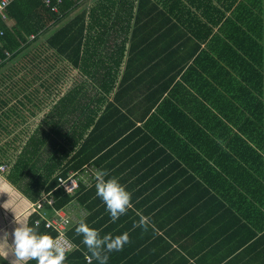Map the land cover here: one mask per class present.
I'll return each instance as SVG.
<instances>
[{
  "label": "trees",
  "instance_id": "trees-1",
  "mask_svg": "<svg viewBox=\"0 0 264 264\" xmlns=\"http://www.w3.org/2000/svg\"><path fill=\"white\" fill-rule=\"evenodd\" d=\"M91 1L63 0L59 14H54L41 0H14L7 9L8 17L15 22L14 26L9 28L0 19V28L5 31L0 59H6V50L12 54L19 51L31 35L42 34L47 37L51 48L78 67L86 28V8ZM248 1H242L212 37L208 49H204L154 0H138L127 61L113 100L108 103L81 147L48 183L45 193L53 196L54 205L44 206L37 211L31 207L29 212L28 224L55 239L58 232L45 227L44 218L49 216L48 212L72 209L76 213L73 204L86 211L66 233L74 250L66 254L65 264H98L94 258H90L81 243L82 237L74 231L81 220L97 229L101 236L106 233L114 236L124 232L128 234V242L120 251L108 253L107 264H155L158 258L161 259L158 264H166V261L167 264H190V259H195L199 254L187 250L183 254L173 245L180 244L181 248H185L188 244V239L186 243H179L185 237L177 241L179 236L175 232L187 228L192 219L197 226H205L201 229H211V225L226 219L228 227H245L250 232V225L239 215L248 211L240 209L238 213L227 208L208 188L213 175L210 178L206 176L213 172L204 173V178L198 179L194 175L199 172L189 173L182 167L181 161L187 164L188 160L192 161L191 151L194 150L190 144L208 153L218 148L219 144L210 136L203 141L190 139L188 144L179 135L186 133L188 122L195 129V135L202 126L201 134L206 133L203 128H209L212 112L201 106L199 95L204 98L212 96L206 91L210 87L214 88L211 90L214 96L222 95L223 90L227 95L226 101L232 103L235 99L243 103L233 112V124L239 127L245 138L237 135L230 139L228 134L221 135L219 139L229 142L238 159L236 164L249 166L246 172L256 173L257 176L250 175L254 180H264V1L255 0V12L248 8ZM52 20L56 26L54 32L50 34V30L45 29L39 33L44 23ZM200 69L208 73L212 71L213 74H207L208 79H213L217 86L204 82L199 75ZM230 103L224 102L221 109L224 114H228L230 108L226 104ZM225 119L230 122L229 115ZM138 123L141 125L138 126ZM223 126L226 128L229 124L223 123ZM225 130L231 132L230 127ZM70 155V152H66L59 157L45 174H53L56 167L59 168ZM147 156L149 160H145ZM139 160L142 161L140 165ZM149 164L152 165L148 170H153V174L171 172L158 173L162 165H168L170 169L174 165L177 171L186 172L190 180L188 189L161 188L151 193L158 196L166 191L160 197L161 201L147 199L145 196L149 190L141 184L147 173L141 170ZM88 166L106 170L108 176L118 178L131 193V207L115 222L95 194L96 179L88 185L80 178ZM71 173L79 178V189L74 195L58 187V179L66 178ZM259 190L262 196L264 189ZM181 192H185L183 198L178 197ZM140 197L143 198L139 201ZM211 198L217 199L221 208L215 210L213 204L206 201ZM164 211L170 212L166 220ZM227 214L230 215L226 217ZM230 218L235 219L234 225ZM38 220L41 223L36 226L34 222ZM165 227L173 230L167 232V237L176 243H169L160 233ZM254 236H246L231 251H219L222 254L220 261L228 258L236 249L247 246ZM246 252H241V255ZM163 254L167 256L164 261ZM213 254L212 250L206 251L197 260L200 262L202 256L208 258ZM28 264H35V261Z\"/></svg>",
  "mask_w": 264,
  "mask_h": 264
},
{
  "label": "crops",
  "instance_id": "crops-1",
  "mask_svg": "<svg viewBox=\"0 0 264 264\" xmlns=\"http://www.w3.org/2000/svg\"><path fill=\"white\" fill-rule=\"evenodd\" d=\"M154 1L204 49H208L212 37L243 0ZM137 2L138 0H93L87 5L86 28L78 67H74L51 48L47 37L41 36L42 34L31 35L27 43L0 67V167L5 166L4 170L0 168V237L8 233L9 245L12 243L11 233L18 226L15 219H26L28 223L33 204L44 197L50 180L81 147L108 103L113 100L127 61ZM254 2L255 0H249L248 8L255 12ZM14 24L9 18L6 26L12 28ZM44 24L39 33L47 29L52 34L56 28L53 20ZM207 74L211 75L213 72L200 69L199 75L204 78V82L217 86L213 79H208ZM213 89L210 87L206 91L215 99L199 95L201 106L212 112L209 128H203L206 133L201 134L203 126H200V131L195 135V129L188 122L186 133L179 135L188 144L190 139L203 141L206 136H210L219 147L208 153L190 144L194 150L191 151L192 161L188 160V164L181 161L182 167L189 173L199 172L194 175L198 179L204 178V173L213 172L206 176L210 178L213 175L207 184L208 188L234 212L247 210L248 212L239 215L250 225L251 230L249 232L245 227H228L226 219L214 223L211 229H201L205 226H197L192 219L187 228H180L175 232L179 236L177 241L185 237L179 243H186L188 239V244L185 248L175 244L173 248L183 254H186L185 250L196 252L198 256L210 250L214 253L208 258L202 256L203 260L200 262L196 256V260L190 259V264H264V194L261 196L259 190L264 189V180H254L250 175L256 173L246 172L249 166L236 164L238 159L229 142L219 139L221 135L228 134L230 139L237 135L245 138L239 127L233 124V112L243 103L235 99L232 103L226 101L227 95L220 88L218 90L223 94L214 96L211 93ZM224 102L230 103L226 104L230 108L228 114L221 111ZM227 115L230 122L225 119ZM219 121L229 124L231 132L226 131L228 127L225 128ZM139 125L141 124L138 123ZM66 152L71 155L65 162L59 168L56 167L53 174H45ZM185 155L187 156V152ZM146 159L150 158L147 156ZM140 163L142 161L139 160L138 165ZM151 165L141 170L142 173H147L141 180L142 186L149 190L145 196L147 199L161 201L160 197L166 191L160 192L158 196L151 194L161 188L188 189L190 180L186 172L177 171L174 165L171 169L168 165H162L158 173L171 172L153 174V170H148ZM243 167L245 168L241 169ZM97 171L93 166H88L82 175L83 180L94 181ZM138 186L137 184L136 187ZM184 194L185 192L178 193V197L183 198ZM206 201L213 204L215 210L221 208L217 199ZM168 214L170 212L164 211L165 220ZM48 215L51 217L53 211L48 212ZM234 221L235 219L230 218L231 224L234 225ZM168 229L165 227L160 233L164 234L169 243H176L167 237V232L173 231ZM251 234L255 236L248 241L247 246L236 249L228 254V258L220 261L222 254L219 251H231L238 242ZM2 247L4 246L0 245ZM244 251L247 252L241 255ZM162 256L164 261L167 256ZM159 260L161 261L160 258L156 259L155 264ZM0 264L20 262L15 261L10 254L7 259H0Z\"/></svg>",
  "mask_w": 264,
  "mask_h": 264
},
{
  "label": "clouds",
  "instance_id": "clouds-1",
  "mask_svg": "<svg viewBox=\"0 0 264 264\" xmlns=\"http://www.w3.org/2000/svg\"><path fill=\"white\" fill-rule=\"evenodd\" d=\"M95 179V194L103 203L110 219L115 222L131 207V193L118 178L108 176L106 170H98ZM15 223L18 226L14 227L11 233V245L7 242L8 233L0 237V245L4 246L0 248V259H7L11 254L20 264H28L32 260L35 264H65L66 249L56 239L47 233L39 232L34 225L30 226L26 219H15ZM74 231L82 237L81 243L90 258H94L98 264H107L108 253L120 251L128 242L126 232L115 236L110 233L101 236L97 229L90 227L83 220L75 226Z\"/></svg>",
  "mask_w": 264,
  "mask_h": 264
},
{
  "label": "built area",
  "instance_id": "built-area-1",
  "mask_svg": "<svg viewBox=\"0 0 264 264\" xmlns=\"http://www.w3.org/2000/svg\"><path fill=\"white\" fill-rule=\"evenodd\" d=\"M14 0H0V19L4 23H7L9 20V17L7 15V9L10 6V4ZM44 4V6L49 9L54 14H59L60 12V6L63 3V0H41ZM5 31L4 29L0 28V46H3ZM32 38H34L32 36ZM13 54L9 52L8 50L5 51V60L0 59V67L5 63V61L11 59ZM2 170L5 169V166L0 167ZM82 178V177H80ZM84 181V180H83ZM59 186L64 189V191L67 194H75V192L79 189V178L74 173L69 174L66 178H59L58 179ZM54 205V198L53 196L50 197L48 194H45L44 197L38 201L37 203H34L32 208L33 211L42 210L44 206H52ZM68 211V212H67ZM70 214H73V210H60V211H53V215L46 216L44 220H46L45 227L46 229H54L58 232L57 237L55 238L59 244L65 247L66 254L72 250H74V245L69 241V239L66 237V233L70 226L74 224V219L70 216ZM42 217V216H41ZM44 217V216H43ZM37 222V221H36ZM40 221L38 220V223H35L36 226L40 225ZM88 261L90 259L88 258Z\"/></svg>",
  "mask_w": 264,
  "mask_h": 264
},
{
  "label": "rangeland",
  "instance_id": "rangeland-1",
  "mask_svg": "<svg viewBox=\"0 0 264 264\" xmlns=\"http://www.w3.org/2000/svg\"><path fill=\"white\" fill-rule=\"evenodd\" d=\"M54 158H55V156H54ZM86 180L87 181H85V180L84 181L89 185L91 181H89L88 179H86ZM73 205L76 208V213L70 214V216L74 219V223H77L79 221V216L81 217V216L85 215L86 211L77 204H73Z\"/></svg>",
  "mask_w": 264,
  "mask_h": 264
}]
</instances>
